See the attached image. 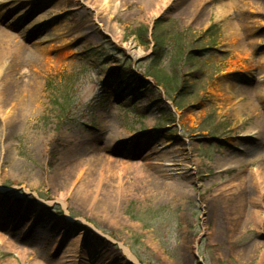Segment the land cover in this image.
<instances>
[{
	"label": "rangeland",
	"instance_id": "rangeland-1",
	"mask_svg": "<svg viewBox=\"0 0 264 264\" xmlns=\"http://www.w3.org/2000/svg\"><path fill=\"white\" fill-rule=\"evenodd\" d=\"M262 2L1 4L0 93L38 97L0 113V264H264Z\"/></svg>",
	"mask_w": 264,
	"mask_h": 264
},
{
	"label": "bare ground",
	"instance_id": "bare-ground-1",
	"mask_svg": "<svg viewBox=\"0 0 264 264\" xmlns=\"http://www.w3.org/2000/svg\"><path fill=\"white\" fill-rule=\"evenodd\" d=\"M22 0H2L0 1V6L1 4L3 5L6 2H13V3H20ZM125 0H122L124 2ZM137 1H143L144 3H150L151 5H155L157 0H137ZM187 2V1H185ZM262 9L264 10V0L261 4ZM223 8H226L225 5H223ZM224 11V9H223ZM264 15V13H263ZM43 29V28H41ZM115 29V30H114ZM116 32L120 33L119 29L117 27H113V29L108 30L107 32ZM41 30H38V33H40ZM19 36H16L14 32L10 29H4L0 25V60H3L8 57L9 54L16 53L19 54L20 58L26 57V53L29 51L32 52V48L29 47L28 45L24 44L19 40ZM39 51V48H38ZM2 93V92H1ZM0 93V99L3 100L5 103V108L7 110H0V113H6L9 112V114H25V113H32L35 112L36 109V98L38 97L37 95H29L26 92L23 91V87H6L3 94ZM260 189V187H259ZM261 195L263 192V189L261 187L260 189ZM261 195L259 196V199L261 198ZM66 205V204H65ZM242 212V209L240 210L239 213ZM244 212V211H243ZM257 215H259L258 212H256ZM260 223H263L264 220L263 218L259 220ZM126 256L129 260L130 263L133 264H139L137 258L131 254V252L126 249ZM62 261H64V258H62Z\"/></svg>",
	"mask_w": 264,
	"mask_h": 264
},
{
	"label": "trees",
	"instance_id": "trees-1",
	"mask_svg": "<svg viewBox=\"0 0 264 264\" xmlns=\"http://www.w3.org/2000/svg\"><path fill=\"white\" fill-rule=\"evenodd\" d=\"M158 28V24L153 27L152 36L154 39V48H156L154 49V56L160 57L163 52V41L158 34ZM211 30L212 29H209L207 32H211ZM146 32L148 33V31ZM156 62L153 63L150 68H148L147 75L154 80L153 82L157 86L162 87L163 91L168 94L170 98H174V101L176 102L175 97H173V94L180 95L183 91V88L180 87L178 78L169 77L168 74L161 72L160 68L158 66L156 67V65L158 64ZM135 80H137L138 84H142L141 78L136 77ZM61 99L63 100V102L59 103V101H57L56 104L60 106V117L62 119H65L68 118L70 107L73 104V98L70 93L66 91L63 96L61 95ZM180 106L181 105H177L176 107L180 108Z\"/></svg>",
	"mask_w": 264,
	"mask_h": 264
}]
</instances>
